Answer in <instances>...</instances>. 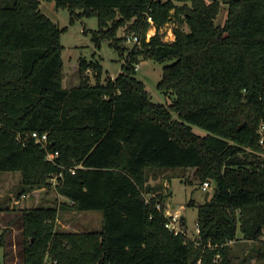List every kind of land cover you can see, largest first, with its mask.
<instances>
[{
    "label": "trees",
    "instance_id": "trees-1",
    "mask_svg": "<svg viewBox=\"0 0 264 264\" xmlns=\"http://www.w3.org/2000/svg\"><path fill=\"white\" fill-rule=\"evenodd\" d=\"M1 1L0 172H20L23 192L61 174L62 208L102 215L99 231L77 233L55 229V207L22 210L23 264H232L237 231L264 252V0H225L223 25L217 0ZM41 1L71 21L95 17L94 46L108 41L121 71L101 82L99 61L81 58L78 85L62 87L63 29ZM127 35L139 38L129 50ZM146 59L165 64L157 89L170 103L152 102L137 78ZM152 169L214 185L197 204V246L167 228L165 195L144 197Z\"/></svg>",
    "mask_w": 264,
    "mask_h": 264
},
{
    "label": "rangeland",
    "instance_id": "rangeland-1",
    "mask_svg": "<svg viewBox=\"0 0 264 264\" xmlns=\"http://www.w3.org/2000/svg\"><path fill=\"white\" fill-rule=\"evenodd\" d=\"M217 1L220 3V11L215 22L223 25L227 16V4L224 2L225 0ZM0 2L2 1L0 0ZM39 7L43 14L63 29L60 34L62 87L71 88L78 85V63L81 58L99 61L102 66L101 82L107 76L115 77L121 71V56L109 45L108 41H103L100 49H96L94 46L92 33L97 29L95 17L75 18L71 21L68 9H57L55 1H41ZM174 27V22L170 21L160 29L159 34L164 42L174 39ZM183 29L188 30L187 26H184ZM155 31L153 27L147 30V40L155 34ZM123 33V28H120L118 36H122ZM128 36L131 35L126 37ZM125 42L126 40L123 43L127 50L134 45L132 42ZM127 50L124 55L127 54ZM164 65V63L146 59L140 62L137 70V78L145 84L149 97L154 103H170V99L157 89ZM94 81L92 75L91 82ZM193 130L199 135L206 134L204 130L196 126H193ZM191 174L192 171L188 170L185 173L187 177L185 179L182 169L149 170L147 186L156 191H144L143 193L147 201L160 192L165 195V210L180 212L179 225L184 230L187 239L194 241L197 246L199 244L197 243V204H203L211 198L214 185L212 184L211 190L202 191L200 185L195 181L187 182ZM48 182V185L33 186L23 192L20 172H0V237L5 231L4 245L0 246V264H23L22 210L55 207L58 211L55 229L59 231L87 233L100 230L102 215L99 211L77 212L69 208H62L63 202L69 203V200L57 193L56 184ZM23 195L25 198H22ZM12 202H14L13 205ZM262 239L264 240V234ZM228 245L231 248L232 264H264V252L259 254L253 252L259 248L260 244L244 240L240 231L236 233V240L230 241ZM5 253L6 259L4 260ZM216 259L219 263L220 258Z\"/></svg>",
    "mask_w": 264,
    "mask_h": 264
},
{
    "label": "built area",
    "instance_id": "built-area-1",
    "mask_svg": "<svg viewBox=\"0 0 264 264\" xmlns=\"http://www.w3.org/2000/svg\"><path fill=\"white\" fill-rule=\"evenodd\" d=\"M148 21L152 24L153 27V21L151 19V17H148ZM154 28V27H153ZM139 41L138 36H128L126 37V42H132V43H136ZM136 69H139V65H136ZM31 136L33 138H35V141L37 143H41L43 146H45L46 142H47V133H44L42 135L37 134V132H33L31 134ZM262 143V141H261ZM57 156V152L55 153H48L46 158L50 161H53L54 158ZM73 172V170H72ZM57 177H61V174L59 175H54L52 176L49 181L50 183H52L53 185L56 184L57 182ZM212 189V182L209 180H206L205 182H203L201 184V190L202 191H209ZM22 198H25V196L23 195ZM159 208V206H157ZM165 217L167 220V228H169L171 231H173L175 234L177 233H183L185 234L184 230L181 228V226L179 225V222L181 220V214L178 210H165Z\"/></svg>",
    "mask_w": 264,
    "mask_h": 264
},
{
    "label": "crops",
    "instance_id": "crops-1",
    "mask_svg": "<svg viewBox=\"0 0 264 264\" xmlns=\"http://www.w3.org/2000/svg\"><path fill=\"white\" fill-rule=\"evenodd\" d=\"M14 204V202H12V205Z\"/></svg>",
    "mask_w": 264,
    "mask_h": 264
},
{
    "label": "water",
    "instance_id": "water-1",
    "mask_svg": "<svg viewBox=\"0 0 264 264\" xmlns=\"http://www.w3.org/2000/svg\"><path fill=\"white\" fill-rule=\"evenodd\" d=\"M244 125V124H243ZM240 128V127H239Z\"/></svg>",
    "mask_w": 264,
    "mask_h": 264
}]
</instances>
